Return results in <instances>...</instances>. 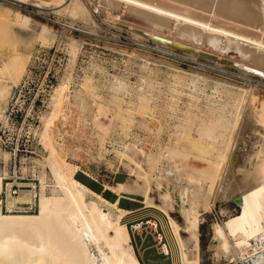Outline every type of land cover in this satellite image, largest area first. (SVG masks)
I'll use <instances>...</instances> for the list:
<instances>
[{"label":"bare ground","instance_id":"1","mask_svg":"<svg viewBox=\"0 0 264 264\" xmlns=\"http://www.w3.org/2000/svg\"><path fill=\"white\" fill-rule=\"evenodd\" d=\"M50 12L53 23L63 19L61 32L37 19ZM95 15L102 18L105 32L114 28L130 34L136 44L129 55L141 67L134 84L128 77L106 79L114 108L107 115L109 122L118 114L123 132L136 122L146 138L122 142L121 157L135 175L136 187L119 182L106 186L116 196L113 202L76 179L78 166L64 158L69 147H64L63 135L73 143L74 156L82 138L104 137L110 129L101 119L107 107L89 90L88 80L71 86L72 67L84 44V38L74 37L72 30L77 26L89 39L97 36ZM35 43H56L68 55V64L51 87L47 99L51 112L41 115L43 152L19 155L16 160L17 149L10 153L0 145V193L4 178L12 179L6 185L8 193L12 185H20L19 178L37 182L30 184L32 190L19 189L17 198H7L6 213L0 199V264H140L123 223L130 212L118 204L123 194L140 196L145 207H153L149 196L153 185L162 190L161 205L153 208L167 217L180 264L200 263L198 254L189 258L185 253L182 229L167 213L172 199L177 201L193 251L199 250L202 215L216 203L238 201L233 204L234 214L220 209L230 216L213 225L209 249L216 258L234 264H258L264 259V91L259 87L264 81V0H0V120ZM104 46L114 48L109 43ZM182 59L193 66L183 70L177 61ZM162 67L173 72L171 79H163L169 85L170 81L181 84L182 74L190 75L191 93L199 85L211 84L212 96L204 111L203 101L193 94L186 95L187 112L182 118L174 114V98L159 104ZM91 68L94 74H104L97 64ZM66 125L69 131H61ZM164 125L173 133L161 143L158 134ZM148 140L158 143L154 154L146 155L142 147ZM187 155L196 165L182 164ZM35 197V212H12L17 200L32 202ZM161 250L168 254L165 243Z\"/></svg>","mask_w":264,"mask_h":264},{"label":"rangeland","instance_id":"2","mask_svg":"<svg viewBox=\"0 0 264 264\" xmlns=\"http://www.w3.org/2000/svg\"><path fill=\"white\" fill-rule=\"evenodd\" d=\"M12 10L15 11V7ZM28 10L30 12L32 9L28 8ZM51 13L46 17H37V19L47 24L52 30L61 32L63 30V19H60L59 23H53L55 16ZM95 23L97 25L95 32L97 36H93L91 39L81 34L77 30V26L72 30L74 37L84 38V44L72 67L73 77L71 86L72 88L76 85L79 86L84 80H88V84L91 87L89 90L98 95L102 104L107 107L106 116H102L101 119L103 123L110 125V129L109 133L104 137L95 136L90 140L82 138L80 142L76 143L79 144L80 148L76 153L77 155L74 156L70 153L73 143H71L67 135H63L64 139H67V141L63 142L64 147H69L65 152L64 158L67 162L78 166L76 179L95 193L100 194L107 201L113 202L116 196L110 190L105 189L106 186H113L119 182L129 185L133 189L136 187L135 175L130 174V170L126 166L127 161L121 157L123 151L122 142H129L135 136L141 140H145L146 138L144 135L145 131L140 127L138 128L136 122L129 130L127 128L126 132H123L121 129L122 120L118 114L109 122L107 115L114 113V108L109 103L110 97L107 95L105 89L106 79L111 75L122 78L128 77L129 81L134 84L141 76V67L140 63L134 61L129 55L131 50L135 48L136 43L131 40L128 32L123 29L117 30L114 28L109 33L105 32L104 28L106 27L99 15H95ZM113 33H117L119 36L115 38L113 37ZM105 43L111 44L114 48L105 47ZM148 44L152 46V43L149 42ZM120 49L124 50V52H121ZM30 50L32 51V58L26 64V71L19 85L15 88L9 102L5 105L4 120H0V145L10 153L14 149H17L16 160L19 155L30 156L33 153L39 155L43 152L39 141L41 115L51 112V107L47 104L51 87L57 83L62 71L68 64V55L62 48L57 47L56 43L50 45L35 43L33 49ZM21 51L26 52L25 50ZM153 53L155 54V52ZM177 61L183 70L191 65L187 60L182 59L181 61ZM205 63L212 66V63ZM92 64L99 65L103 69L104 74L102 76L94 74L91 68ZM228 70L232 72L231 69ZM166 72V68L162 67L161 72L158 74V81L162 83V95L159 104L164 106L166 102L169 103L171 102V98H174V114L182 118L184 112H187L186 102L188 98L186 95L193 94L203 101L200 104V108L204 111L205 101L212 96L211 84L207 87L199 85L196 87L195 92L191 93V88L187 81L193 79L190 75L182 74L185 77L181 84H175L170 81L169 85L163 79L167 77L171 79L173 72L171 74ZM259 87L264 91V81L259 82ZM1 107H3L2 104ZM146 115H148V118L150 117L149 114ZM139 119V116H135V121L138 122ZM169 127L167 125L163 126L161 132L158 134L159 142L166 143L169 141V136L173 133ZM63 130L69 131V126L62 127L61 131ZM149 140L145 141L144 145H142L146 155L154 154L157 151V141L152 140L153 143H149ZM171 141H173V137ZM160 162L164 165H171L167 161L160 160ZM182 164L186 167L196 165L189 155L184 157ZM0 167H2V161L0 162ZM143 168L147 169L145 163L143 164ZM16 181L20 185H12L8 193L6 185L7 183H11L12 179H3L0 199L2 202V212L4 213L7 212V198H17L19 189L32 190L30 184H37L36 181H32L30 178H19ZM162 187L163 189L168 188L165 182H162ZM160 193H162V190L156 188L154 185L151 186L149 196L152 199L153 207L161 205L158 197ZM122 196L123 198L120 199L118 206L130 212V214L124 217L123 223L127 227L131 246L140 264H180L179 250L168 228L167 217L153 207H145L142 204L143 198L140 196L123 194ZM130 198L136 199L137 202ZM233 207L234 205L229 201L216 203L209 213L202 215L203 220L198 229L199 250L193 251L191 242L187 240V234L183 232L185 224L179 213L177 201L172 199L166 210L168 215L182 229L180 236L186 242L185 253L189 258L198 254L200 264H234L216 258L212 250L209 249L213 225L215 223H224L227 217L230 216L227 213V215H222L220 209L223 208L234 214ZM36 209L37 197L32 202L17 200L13 205L12 212L33 213ZM201 213L203 212L201 211ZM137 223L141 225L139 228L134 227ZM159 235H161L162 240H159ZM163 243L166 245L167 255L161 250Z\"/></svg>","mask_w":264,"mask_h":264},{"label":"built area","instance_id":"3","mask_svg":"<svg viewBox=\"0 0 264 264\" xmlns=\"http://www.w3.org/2000/svg\"><path fill=\"white\" fill-rule=\"evenodd\" d=\"M159 240H160V239H159ZM162 245H163V244H162ZM258 261H259L258 264H264V259H259Z\"/></svg>","mask_w":264,"mask_h":264},{"label":"water","instance_id":"4","mask_svg":"<svg viewBox=\"0 0 264 264\" xmlns=\"http://www.w3.org/2000/svg\"><path fill=\"white\" fill-rule=\"evenodd\" d=\"M233 204H234V205H237V204H238V201H234Z\"/></svg>","mask_w":264,"mask_h":264}]
</instances>
